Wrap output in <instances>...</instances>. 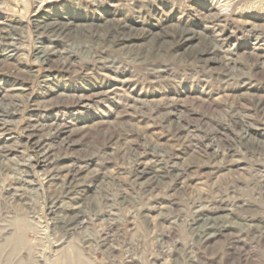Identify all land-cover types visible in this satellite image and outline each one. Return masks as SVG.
Listing matches in <instances>:
<instances>
[{
  "label": "rangeland",
  "instance_id": "obj_1",
  "mask_svg": "<svg viewBox=\"0 0 264 264\" xmlns=\"http://www.w3.org/2000/svg\"><path fill=\"white\" fill-rule=\"evenodd\" d=\"M39 1L0 0V264H264V0Z\"/></svg>",
  "mask_w": 264,
  "mask_h": 264
},
{
  "label": "bare ground",
  "instance_id": "obj_2",
  "mask_svg": "<svg viewBox=\"0 0 264 264\" xmlns=\"http://www.w3.org/2000/svg\"><path fill=\"white\" fill-rule=\"evenodd\" d=\"M50 1H53V0H50ZM41 4H44V1L43 0H40L39 1ZM67 191V190H66Z\"/></svg>",
  "mask_w": 264,
  "mask_h": 264
}]
</instances>
